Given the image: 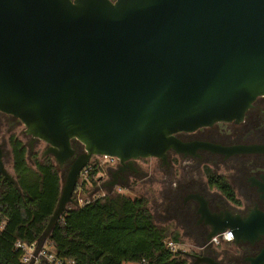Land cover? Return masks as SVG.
<instances>
[{
  "label": "water",
  "instance_id": "1",
  "mask_svg": "<svg viewBox=\"0 0 264 264\" xmlns=\"http://www.w3.org/2000/svg\"><path fill=\"white\" fill-rule=\"evenodd\" d=\"M261 95L264 0H0V112L24 124L32 150L46 143L44 157L59 166L75 158L72 140L86 150L65 175L38 250L76 204L92 157L166 161L188 148L178 133L240 121ZM0 176L18 187L1 144ZM228 229L237 243L253 241L264 214L228 216L210 239Z\"/></svg>",
  "mask_w": 264,
  "mask_h": 264
},
{
  "label": "flooded vegetation",
  "instance_id": "2",
  "mask_svg": "<svg viewBox=\"0 0 264 264\" xmlns=\"http://www.w3.org/2000/svg\"><path fill=\"white\" fill-rule=\"evenodd\" d=\"M10 119L19 121L0 112L1 126ZM176 138L188 145L187 150L181 153L169 150L167 160L159 161L165 172V219L168 227L172 224L177 227L178 230H173L180 234L179 243L182 239L193 243L194 249H189L188 254L211 258L218 264H264V235L253 241L237 243L234 231L228 229L226 231L234 237L233 242L223 241L215 246L211 244L215 236L210 239L215 226L228 216L246 220L264 214V150H251L264 147V95L255 100L240 121L218 122L195 131L178 133ZM202 145L238 150L226 154ZM71 146L75 158L60 166L65 175L74 161L86 153L85 147L77 140H72ZM48 148L45 143L44 152ZM143 161L146 160L122 164L114 158L102 173L104 187H128L136 180L150 179V174L140 168L139 163ZM207 168L211 170L210 175L205 172ZM219 178L229 186L233 199L220 189L223 182ZM188 258L195 262L194 258Z\"/></svg>",
  "mask_w": 264,
  "mask_h": 264
},
{
  "label": "trees",
  "instance_id": "3",
  "mask_svg": "<svg viewBox=\"0 0 264 264\" xmlns=\"http://www.w3.org/2000/svg\"><path fill=\"white\" fill-rule=\"evenodd\" d=\"M9 144L18 187L0 176V264H25V252L17 244L39 242L57 208L63 183L51 156L41 159L35 153L31 164L25 142L11 136ZM102 169L92 163L82 186L97 184ZM205 172L211 174L208 168ZM219 180L223 182L220 189L233 199L224 179ZM76 192L73 199L78 202ZM169 239L179 243L180 234L156 224L148 199L118 192L71 208L46 245L67 264H190L186 255L167 249Z\"/></svg>",
  "mask_w": 264,
  "mask_h": 264
},
{
  "label": "rangeland",
  "instance_id": "4",
  "mask_svg": "<svg viewBox=\"0 0 264 264\" xmlns=\"http://www.w3.org/2000/svg\"><path fill=\"white\" fill-rule=\"evenodd\" d=\"M11 136H17L23 142H25L28 147V159L29 162L33 163V156L35 153L40 155V158H44V148L45 143L40 142V144L35 143L33 145V150L31 149V145L29 144L32 141V137L26 133V127L20 121H16L13 119L8 120V122L1 126L0 125V144L2 145L5 151V163L9 172L14 175L13 172V161H12V153L9 144V140ZM55 161V160H54ZM107 159L105 157H95L91 161L93 164H99L103 169H106L108 165ZM56 163V162H55ZM141 170L145 173L150 174V179L147 178L144 182L136 180L132 186L128 187H104L103 181L100 182V178L102 174H100L96 180L97 184L89 183L86 187H83L84 181L79 182L78 190H77V198L78 202L75 205H72L71 208H77L84 206L88 201H92L98 197H102L105 195H112L114 193H123L132 198L136 197H144L149 201V208L155 217V222L160 227H167L168 223L165 219L166 213L164 210V186L163 180L165 176L164 169L161 166V163L158 159H148L146 161L139 163ZM58 169L62 178V183L65 180V174L58 165ZM172 228L174 230H178L175 224H172ZM181 243L187 249H194L195 246L193 243L181 240ZM190 264H193V261L190 260Z\"/></svg>",
  "mask_w": 264,
  "mask_h": 264
},
{
  "label": "built area",
  "instance_id": "5",
  "mask_svg": "<svg viewBox=\"0 0 264 264\" xmlns=\"http://www.w3.org/2000/svg\"><path fill=\"white\" fill-rule=\"evenodd\" d=\"M105 158L108 160L107 161L108 164L114 162V158L111 157H105ZM89 166L83 171L80 178L81 181L85 182L88 180ZM233 240L234 237L232 233L226 231L222 234L215 236L212 239L211 244L215 246H219L223 241L227 243H231L233 242ZM166 246L167 249L173 253H182V252H185L187 254L189 253V249H187L182 243H177L171 239L166 241ZM17 248L24 250L25 254L23 257V262L25 264H39L40 260H45L48 262V264H67L64 261L57 258L56 254L50 248H48L46 244L40 250H38V244L27 246V245H23L22 243H18ZM185 253L182 254L187 255ZM137 264H142V263H137Z\"/></svg>",
  "mask_w": 264,
  "mask_h": 264
}]
</instances>
